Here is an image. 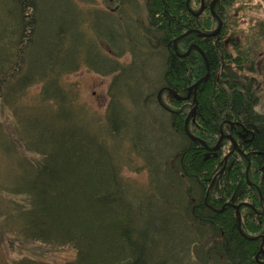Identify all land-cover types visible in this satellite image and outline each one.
I'll return each mask as SVG.
<instances>
[{
  "label": "trees",
  "instance_id": "16d2710c",
  "mask_svg": "<svg viewBox=\"0 0 264 264\" xmlns=\"http://www.w3.org/2000/svg\"><path fill=\"white\" fill-rule=\"evenodd\" d=\"M235 1L216 5L223 28L207 39L198 32L218 27L208 5L197 16L195 0H146L143 14L138 0H115L86 14L96 44L81 32L74 0H0V107L13 119L11 132L0 120V264H10L6 247L23 242L72 247L75 258L61 264H264V114L255 80L244 75L254 70L248 56L228 37ZM193 30L178 53L199 47L211 75L188 130L206 145L224 128L245 135L220 194L211 183L221 157L190 138L192 101L177 99L207 72L198 50L175 51ZM81 65L112 77L104 120L63 83ZM131 154L152 175L149 190L124 177ZM13 264L54 263L22 255Z\"/></svg>",
  "mask_w": 264,
  "mask_h": 264
},
{
  "label": "rangeland",
  "instance_id": "374dc122",
  "mask_svg": "<svg viewBox=\"0 0 264 264\" xmlns=\"http://www.w3.org/2000/svg\"><path fill=\"white\" fill-rule=\"evenodd\" d=\"M78 4V9L82 11L83 14V29L81 32L87 31L88 37L87 41L94 42L98 44V42L101 44L102 39L97 40L95 38V31L92 28V22L94 21L93 17H87L86 14L88 11L92 10H98L101 9L105 10L106 7L109 5H112L113 2L108 0H74ZM141 9L143 10V14H145L146 8V0H138ZM45 5V3H44ZM132 5H134V1H132ZM115 5L113 3V6L111 8H114ZM193 8L196 9V11L199 10L200 5H197V2L193 5ZM1 14V13H0ZM229 19L232 21L230 30L228 31V37L234 38L237 42H239L240 45H242V48L244 50V53L248 56V66L253 67V72H250L247 70L244 72V75L249 77L252 80H255L257 90V97L259 100V104L256 108L257 112L260 114H264V0H237L234 2V5L229 9L228 11ZM4 17V16H3ZM6 20V18L4 17ZM10 27L13 26V22L8 23ZM86 35V32H85ZM97 37V36H96ZM104 45H106L104 43ZM191 47H195L194 44ZM190 47V48H191ZM227 49L232 50V46L230 44H226ZM102 48H104L102 46ZM195 49V48H193ZM114 52L112 48L108 47L107 49L104 48L102 53L106 52L109 55L114 56ZM121 62L124 63H130L131 56L129 54H126L120 59ZM151 62L154 63L153 65V71H155L160 77V74L158 72V66L157 62L154 60H151ZM207 67V65H206ZM248 68V67H247ZM248 68V69H249ZM210 70V68H209ZM210 75H211V71ZM209 72L207 71L204 77H206ZM203 77V78H204ZM112 77H104L101 74L96 73L95 71L89 69L85 65H81L79 71L72 72L69 74H66L63 77V83L67 85L68 89L72 92V95L77 94V99H75V103L82 107L84 105H87L91 109V113L94 116L95 119H101L104 120L105 114H106V108L108 105L109 97H108V89L109 85L111 83ZM42 91V84L35 85L31 87V90L28 92V96H26L25 102L30 103L32 100L35 99L39 95V93ZM153 91V90H152ZM186 98V97H184ZM194 96L187 98L185 102H190L189 106V114L195 107L194 103ZM194 120V118H191L188 120V123L186 124L187 118L185 120V126L188 127L191 120ZM0 120L3 122V125L7 129L8 132H11L10 129L13 127V119L11 112L4 108L3 106L0 107ZM228 132L227 128H224L222 130L220 137H218L215 145H208L210 148V152L213 153L215 157H221L220 165L221 169L215 176V192H220L228 182L229 176H230V168L232 167L233 161H239L240 154L239 152V145H238V151L234 155L230 153L229 149L230 146L234 145L236 147V138L232 137V140H223L219 144V139L221 137L230 135L227 134ZM242 134V133H241ZM231 142V143H230ZM202 144V143H201ZM126 145V144H125ZM206 145V144H205ZM204 145V146H205ZM129 146V145H128ZM126 145V148L128 147ZM218 146V147H217ZM125 148V147H124ZM206 148V147H205ZM213 149H216L213 151ZM207 150V149H206ZM212 155V156H213ZM131 159L134 160L133 164L126 165L124 168L123 175L128 180L132 181L135 185L143 189H150L152 187V175L150 174L147 167L144 165V162L140 160L139 158L130 155ZM250 168V167H249ZM248 175V174H247ZM225 182V183H224ZM139 195V191L137 193ZM235 205L238 207L241 205L243 206V202L235 201ZM250 202H247V206H249ZM244 207L245 209H249ZM242 219V217H241ZM181 233H184L183 229L181 230ZM260 237L262 239V242L264 240V233L260 234ZM11 241L9 237H6L5 242ZM12 250V249H11ZM5 255L8 259L10 264H13L15 260H17L22 255H30L35 256L38 258H42L48 262H52L54 264H61L68 261H71L75 258L76 253L75 250L72 247H53L48 246L40 243H29V242H23V243H15V247L13 251H8V248H5Z\"/></svg>",
  "mask_w": 264,
  "mask_h": 264
},
{
  "label": "water",
  "instance_id": "95a60500",
  "mask_svg": "<svg viewBox=\"0 0 264 264\" xmlns=\"http://www.w3.org/2000/svg\"><path fill=\"white\" fill-rule=\"evenodd\" d=\"M189 1H190V0H188V2H189ZM216 2H217V0H214V1L212 2L211 6H210L211 10H213V7H214V5L216 4ZM203 11H204V7H202V9L200 10L199 14L202 13ZM212 15L215 16L214 13H212ZM216 18L218 19V27H217V29H216L213 33L205 34V33L198 32V31L193 30V31H189V32L183 34L181 37H179L178 39H176V40H175V43H174V48H175L176 53L180 56V54L178 53L177 48H176L177 41L180 40L181 38H184V37L190 35V34L193 33V32H198L199 35H200L201 37H203V38H207V39L212 38V37H217V36L220 34V32L222 31V28H223V21H222L218 16H216ZM193 48H195L196 50H198L199 53L202 55V57H203L204 60H205L206 65H207L208 72H209L210 70H209V65H208V62H207V58H206L204 52H203L199 47H197V46H195V47H191V48L189 49V51H188L186 54L183 55V57L187 56V55L191 52V50H192ZM209 77H210V72H209V74H208L206 77H204V78H202L200 81H198V82H197V83H196V84L190 89V92H192V91L194 90V92H195V94H196V92H197V90L199 89V87H200L203 83L207 82V80L209 79ZM188 98H189V96H188ZM178 99H180V98L178 97ZM184 100H187V99H184ZM194 103H195V107L193 108V110L191 111V113L189 114V116L187 117L186 124L188 123V120H189L191 117L195 116V114H196L197 104H198L197 99H196V96H194ZM185 130H186V132L188 131V129H187L186 126H185ZM187 134L190 136L191 139H193L194 141L196 140V141L199 142V140H197L196 138H193V136H192L191 134H189V133H187ZM222 140H223V139H222V137H221V138L219 139V144L222 142ZM203 145H205V144H203ZM217 147H218V146H217ZM215 150H216V149H213V151H215ZM240 221H241V217H239V222H240ZM261 253L264 254V248H263V245H262V247H261Z\"/></svg>",
  "mask_w": 264,
  "mask_h": 264
},
{
  "label": "flooded vegetation",
  "instance_id": "af4514ba",
  "mask_svg": "<svg viewBox=\"0 0 264 264\" xmlns=\"http://www.w3.org/2000/svg\"><path fill=\"white\" fill-rule=\"evenodd\" d=\"M109 1H111V2H113V3H117V2H115V0H109ZM196 2H197V0H195ZM209 1V2H208ZM214 0H200V10L202 9V7H204V9H205V7L208 5L209 6V9H210V11H211V13H214V17H216V16H218L216 13H215V7H216V5L219 3V1L220 0H217V2H216V4L214 5V7H213V10H211V8H210V6H211V4H212V2H213ZM200 10H199V12H200ZM199 12L196 14L197 16H200L202 13H200L199 14ZM187 37V36H186ZM185 38V37H184ZM179 41V40H178ZM177 41V42H178ZM176 48H177V44H176ZM193 50V49H192ZM192 50H191V52H192ZM177 51H178V48H177ZM190 52V53H191ZM189 53V54H190ZM188 54V55H189ZM187 55V56H188ZM180 56H183V55H180ZM186 57V56H185ZM191 89V88H190ZM194 91V90H193ZM193 91L192 92H190V90H189V93H188V95H186V98H184V97H179L180 98V100L181 101H186V100H184V99H187L188 98V96L189 97H192V93H193ZM194 94H195V92H194ZM195 96H196V94H195ZM178 99V98H177ZM194 100V99H193ZM197 106H198V104H197ZM195 116H196V114H195ZM195 116H193V117H191V118H195ZM190 118V119H191ZM189 119V120H190ZM187 129H188V127H187ZM227 134H230V135H227V136H224V137H222V139L225 141V140H227L228 141V139L229 140H232V137L231 136H233L234 138H236V140H237V138H239L237 141H235L236 142V147L234 146V145H232V146H230V149H229V151H230V153L231 154H235V153H237V151H238V145L240 146V142L242 141V139L243 138H245V135H243V134H241V132H239L238 130H236V133H235V130L233 129V132L232 133H230V130L228 131V132H226ZM220 134H221V132H220ZM237 135V136H236ZM222 140V141H223ZM231 143V142H230ZM205 147H206V149H207V152L208 153H210V154H213V153H211L210 152V148L208 147V145H205ZM239 152H241L242 153V151H241V148L239 147ZM235 162H237V161H233V164H232V167L230 168V170H233V166L235 165ZM216 176V175H215ZM215 177L213 178V181H212V185L211 186H213L214 185V182H215ZM229 204L230 205H235V203H232V202H229ZM235 208L236 209H239L238 207H237V205L235 206ZM223 210H221V212L222 211H224V209H225V207H223L222 208ZM262 245H263V248H264V240H263V242L261 243V247H262Z\"/></svg>",
  "mask_w": 264,
  "mask_h": 264
},
{
  "label": "bare ground",
  "instance_id": "6f19581e",
  "mask_svg": "<svg viewBox=\"0 0 264 264\" xmlns=\"http://www.w3.org/2000/svg\"><path fill=\"white\" fill-rule=\"evenodd\" d=\"M208 65H209V64H208ZM206 68H207V67H206ZM209 68H210V67H209ZM207 71H208V69H207ZM209 78H210V77H209ZM200 80H201V79H200ZM200 80H199V81H200ZM208 80H209V79H208ZM208 80H207V81H208ZM187 133L191 134L189 130L187 131ZM191 135L193 136V138H196L197 140H199L200 143H202V144H206V143H207L205 140H203V139H201V138H199V137H196V136H194L193 134H191Z\"/></svg>",
  "mask_w": 264,
  "mask_h": 264
}]
</instances>
